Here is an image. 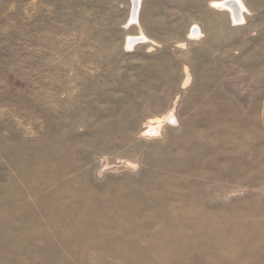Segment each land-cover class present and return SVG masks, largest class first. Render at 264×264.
Returning <instances> with one entry per match:
<instances>
[{"label": "rangeland", "instance_id": "rangeland-1", "mask_svg": "<svg viewBox=\"0 0 264 264\" xmlns=\"http://www.w3.org/2000/svg\"><path fill=\"white\" fill-rule=\"evenodd\" d=\"M224 1L0 0V264H264V0Z\"/></svg>", "mask_w": 264, "mask_h": 264}, {"label": "bare ground", "instance_id": "bare-ground-1", "mask_svg": "<svg viewBox=\"0 0 264 264\" xmlns=\"http://www.w3.org/2000/svg\"><path fill=\"white\" fill-rule=\"evenodd\" d=\"M132 2H133V8H132L133 10H132L131 19L129 20V24H133L137 20L140 0H132ZM213 6L226 10L233 17L234 21L237 23L243 21L244 13H246L245 7L242 5V3L239 0H227L224 2H217V3H214ZM191 36L194 37L198 35L195 32H192ZM141 40L142 38H128L127 40L128 48L132 47L135 43ZM172 118L173 117H169L168 120L172 121ZM156 132H158V127L150 128L146 131L147 134H150V133L153 134Z\"/></svg>", "mask_w": 264, "mask_h": 264}]
</instances>
